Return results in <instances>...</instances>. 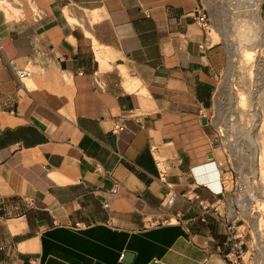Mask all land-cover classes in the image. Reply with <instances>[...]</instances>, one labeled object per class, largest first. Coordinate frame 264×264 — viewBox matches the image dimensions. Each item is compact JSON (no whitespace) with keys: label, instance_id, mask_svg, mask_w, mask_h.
<instances>
[{"label":"crops","instance_id":"1","mask_svg":"<svg viewBox=\"0 0 264 264\" xmlns=\"http://www.w3.org/2000/svg\"><path fill=\"white\" fill-rule=\"evenodd\" d=\"M201 3L0 0V264H230Z\"/></svg>","mask_w":264,"mask_h":264},{"label":"rangeland","instance_id":"2","mask_svg":"<svg viewBox=\"0 0 264 264\" xmlns=\"http://www.w3.org/2000/svg\"><path fill=\"white\" fill-rule=\"evenodd\" d=\"M256 2L258 5L253 6L257 7L255 11V8L250 7V0H203L212 21L210 32L220 42L225 54L214 109V132L217 136L215 147L219 146L223 150L229 173L225 179L224 194L229 204L225 205L224 214H237L236 227L239 232L247 235L246 243L251 236V244L245 247L246 264L249 261L264 264V184L259 175H254L253 170L258 166L252 160L255 141L259 142L258 145L262 144L264 45L251 57L242 52L237 44L238 31L248 22L259 24L260 31H264V0ZM250 8L253 12L249 13L247 10ZM261 32V38L264 39V32ZM257 111L260 118L255 129L253 118L247 117V112L254 115ZM244 131L252 133L254 143L245 136ZM259 223L261 231L255 229L259 228Z\"/></svg>","mask_w":264,"mask_h":264},{"label":"built area","instance_id":"3","mask_svg":"<svg viewBox=\"0 0 264 264\" xmlns=\"http://www.w3.org/2000/svg\"><path fill=\"white\" fill-rule=\"evenodd\" d=\"M195 21L200 25L206 32H210L212 27V21L209 13L207 12L203 3L199 4L195 9ZM33 74L32 71L26 69L17 70L18 77L22 80L25 78L31 77ZM124 129L122 124L116 125L114 132L121 131ZM195 199L198 201V204L202 211V221H206L208 218H217L216 214H219L218 206L210 205L205 200L201 199L199 196H195ZM176 200V195L173 194L168 198L167 205L172 206ZM220 215V214H219ZM222 216V215H220ZM225 221L226 229L228 231V237L225 244L224 255L230 264H246L244 261L245 247L247 245L245 240V234L239 232L236 227L237 214L228 212L223 215ZM182 216L178 214L175 218H170L163 220L161 223L171 224L174 222H180Z\"/></svg>","mask_w":264,"mask_h":264},{"label":"bare ground","instance_id":"4","mask_svg":"<svg viewBox=\"0 0 264 264\" xmlns=\"http://www.w3.org/2000/svg\"><path fill=\"white\" fill-rule=\"evenodd\" d=\"M250 7L253 8V6H256L258 5L256 0H250ZM248 8V7H247ZM250 8L249 10V13L252 11ZM255 8V7H254ZM253 8V9H254ZM230 9V8H229ZM257 7L255 8V11H256ZM13 12V10H11ZM253 12V11H252ZM252 15V13H251ZM245 23V22H244ZM244 25V24H243ZM259 25V24H258ZM258 25H253L252 23H249L246 24V26H242L241 29L238 31V35H237V44L239 46V49L246 53L247 56H253L256 54L257 51H259V48L260 46L262 47V45H264V39L263 37L261 38V35H260V27ZM237 32V31H236ZM264 32V31H262ZM261 32V33H262ZM263 34V33H262ZM263 36V35H262ZM241 53V52H240ZM243 55V54H242ZM244 56V55H243ZM250 57V58H251ZM252 59V58H251ZM246 64V63H245ZM252 69V68H251ZM257 73V72H256ZM243 74V73H242ZM243 76V75H242ZM244 77V76H243ZM255 82V81H254ZM262 89V88H261ZM257 94V92H256ZM251 96V95H250ZM252 100V99H251ZM248 109V108H247ZM258 109V108H257ZM260 109V108H259ZM258 109V110H259ZM232 110V109H231ZM259 111H257V113H255L254 115L250 114L249 112L247 117H252L253 118V121H254V128L256 129V127L259 125L258 124V120L260 118V113H258ZM245 113V112H244ZM246 113V114H247ZM245 114V116H246ZM244 116V115H243ZM262 118V122H261V129H263V134L261 135V138H262V144L258 145V143H254V140H253V136H252V133L251 132H248V131H244L245 132V136H247L249 138V140H251L254 145H255V151H254V157L252 158V160L254 159V162L255 164L258 166L257 169H254L253 172H254V175H259L263 184H264V112H263V117ZM248 119V118H247ZM239 121V120H238ZM253 123V122H252ZM245 125V123H244ZM236 126V125H235ZM240 126V124H239ZM246 127V126H245ZM239 128V127H238ZM242 128V127H241ZM243 129V128H242ZM241 129V130H242ZM251 129V128H250ZM240 130V131H241ZM246 130V129H245ZM248 130V129H247ZM254 131V130H253ZM252 131V132H253ZM242 132V131H241ZM243 132V133H244ZM241 136H244V135H241ZM255 136V135H254ZM248 140V139H247ZM258 141V140H257ZM248 146V145H247ZM245 151V150H244ZM261 182V183H262ZM244 199V198H243ZM260 224L259 223V228H255V229H259L260 230ZM262 226V225H261ZM256 227V226H255ZM259 233V232H258Z\"/></svg>","mask_w":264,"mask_h":264},{"label":"water","instance_id":"5","mask_svg":"<svg viewBox=\"0 0 264 264\" xmlns=\"http://www.w3.org/2000/svg\"><path fill=\"white\" fill-rule=\"evenodd\" d=\"M132 257H133V256H132L131 253H127V254H126V259H132Z\"/></svg>","mask_w":264,"mask_h":264}]
</instances>
